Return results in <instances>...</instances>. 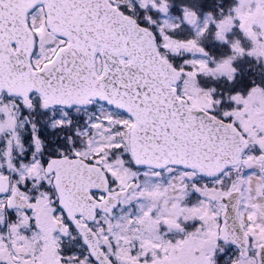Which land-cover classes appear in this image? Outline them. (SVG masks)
<instances>
[{"label": "snow or ice", "instance_id": "6c2138e0", "mask_svg": "<svg viewBox=\"0 0 264 264\" xmlns=\"http://www.w3.org/2000/svg\"><path fill=\"white\" fill-rule=\"evenodd\" d=\"M0 264H264V0H0Z\"/></svg>", "mask_w": 264, "mask_h": 264}]
</instances>
